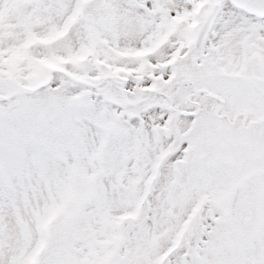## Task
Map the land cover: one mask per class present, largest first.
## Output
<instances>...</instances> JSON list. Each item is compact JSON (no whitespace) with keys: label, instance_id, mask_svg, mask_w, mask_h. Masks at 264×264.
<instances>
[{"label":"snow or ice","instance_id":"1","mask_svg":"<svg viewBox=\"0 0 264 264\" xmlns=\"http://www.w3.org/2000/svg\"><path fill=\"white\" fill-rule=\"evenodd\" d=\"M0 264H264V0H0Z\"/></svg>","mask_w":264,"mask_h":264}]
</instances>
